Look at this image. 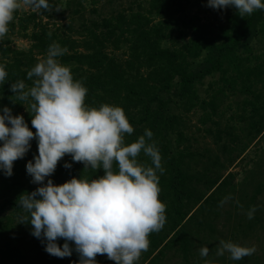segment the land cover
Instances as JSON below:
<instances>
[{"label":"trees","instance_id":"trees-1","mask_svg":"<svg viewBox=\"0 0 264 264\" xmlns=\"http://www.w3.org/2000/svg\"><path fill=\"white\" fill-rule=\"evenodd\" d=\"M49 3L51 12L17 11L0 43V66L8 73L0 85V114L8 107L12 115H23L35 133L33 115L25 102L13 100L11 84L23 80L31 87L35 78L29 80L27 73L46 58L49 46L67 48L58 60L88 89L85 104L122 107L135 129L125 135V143L150 129L162 156L159 199L167 206V221L149 236V249L137 264H264V159L252 160L242 180L233 170L264 136V10L241 17L232 6L216 9L218 19L227 13V21L209 25L191 13L189 0ZM58 5L64 10L55 11ZM14 35L28 38L30 47L15 48ZM38 154L34 138L10 177L0 170V264H79L74 242H69L70 257L50 255L46 240L32 235L30 222L21 223L28 214L18 198L41 186L26 170ZM138 160L151 166L143 153ZM103 175V168L85 170L65 155L44 184ZM226 196L232 199L220 207ZM253 206L254 218L248 219ZM221 239L248 247L255 246L254 240L261 243L252 256L237 261L228 253L215 255ZM65 242L57 241L61 247ZM204 246L210 249L206 258L199 255ZM96 260L116 264L106 255Z\"/></svg>","mask_w":264,"mask_h":264},{"label":"clouds","instance_id":"clouds-1","mask_svg":"<svg viewBox=\"0 0 264 264\" xmlns=\"http://www.w3.org/2000/svg\"><path fill=\"white\" fill-rule=\"evenodd\" d=\"M208 6L217 10L232 6L241 17L264 10L262 0H208ZM27 8L53 11L49 0H0V43L10 31L15 13ZM66 52L67 48L52 43L46 58L27 73L29 80L35 78L33 85L28 87L23 80L11 84L13 100L25 102L36 132L23 115H12L8 107L2 109L0 170L10 177L14 162L23 158L31 141L37 139L39 154L34 163H27L26 170L32 182L41 186L18 198L19 206L28 214L21 217V223L30 222L32 235L46 240L45 250L50 255L70 257L73 249L69 242H74L79 264H97V255H106L116 264H137L149 249V236L160 232L167 221V206L159 199L160 175L165 172L160 150L150 129H145L135 142L125 143V135L133 134L135 129L122 107L85 104L88 89L74 79L70 67L58 60ZM7 77L5 67L0 66V85ZM141 153L150 158L151 166L139 162ZM65 155L83 163L85 170L103 168L105 175L91 181L73 177L61 185L48 179L44 184ZM230 199L226 196L219 206ZM236 203L239 205V201ZM256 210L253 206L247 212L248 219L254 218ZM58 239L66 241L63 247ZM256 250L255 246L221 239L215 255L228 253L230 259L238 261ZM209 252L207 246L199 249L202 258Z\"/></svg>","mask_w":264,"mask_h":264},{"label":"rangeland","instance_id":"rangeland-1","mask_svg":"<svg viewBox=\"0 0 264 264\" xmlns=\"http://www.w3.org/2000/svg\"><path fill=\"white\" fill-rule=\"evenodd\" d=\"M58 8L60 9V11L64 10V7H61L60 5H58ZM188 9L191 11V13L193 14H198L201 16L203 22L209 24V25H214L215 23H223L224 21L226 22V14L227 13H223L221 14L222 19H218L219 17V13L216 14V9L213 10L211 7L208 6V0H189L188 3ZM18 12L20 14H26V13H30L32 12L31 8H27V9H21L18 10ZM41 18L43 21H46L47 19L44 18L41 15ZM57 23L60 22V20L56 21ZM217 29V26L215 27ZM13 46L15 48L18 49H28L31 45V42L28 38H24L22 36H18V35H14L13 37ZM257 52H259V47L257 46ZM198 117H194V122L196 123ZM245 155V160L241 162V164H239L237 167H235V171H238V180H242V178L244 177V175L246 174V167H250L252 165V160L254 161V159L256 160H263L264 159V136L260 139V141L258 142V140H256L250 147V150L248 151L247 154ZM264 239V237H263ZM262 239V240H263ZM253 243L255 244L256 249L258 250L260 248V241H253ZM72 261V260H71ZM174 261H172L170 264H173Z\"/></svg>","mask_w":264,"mask_h":264}]
</instances>
